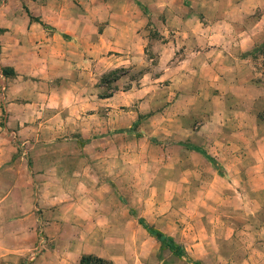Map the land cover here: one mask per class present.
I'll use <instances>...</instances> for the list:
<instances>
[{"label": "crops", "instance_id": "crops-1", "mask_svg": "<svg viewBox=\"0 0 264 264\" xmlns=\"http://www.w3.org/2000/svg\"><path fill=\"white\" fill-rule=\"evenodd\" d=\"M262 42L264 0H0V264L135 260L114 257L134 224L102 163L134 140L120 124L143 115L152 91L146 74L120 95L89 87L148 52L173 77L159 125L161 219L190 188L191 203L175 207L196 221L175 236L191 258L264 264V79L251 55Z\"/></svg>", "mask_w": 264, "mask_h": 264}, {"label": "rangeland", "instance_id": "rangeland-1", "mask_svg": "<svg viewBox=\"0 0 264 264\" xmlns=\"http://www.w3.org/2000/svg\"><path fill=\"white\" fill-rule=\"evenodd\" d=\"M151 36L150 43L146 40L147 46L149 44L153 45L155 40H157L153 35ZM251 55L259 77L264 79V42L254 49ZM156 56V54L151 52L144 55L140 54L134 68L130 66L128 68L125 66L126 64H122L125 67L104 68L102 74L96 79V82L89 87L92 94L104 97L113 93L120 95L125 89L137 88L140 85L138 80L146 74V83H148V87L152 91V99L144 105L143 115L138 116L128 128H125L124 121L120 124L118 133L120 135L129 133L133 136L134 140L125 141L124 139H119L117 141L119 145L118 154L112 159L108 153L104 154L102 163L103 174L108 175L107 177H113L114 180V182L108 183L110 185L109 194L112 192L118 194L120 211H126L128 220L134 224V228H131L129 231L126 230L130 234L133 233V239L124 241V245L122 243L120 248L113 254L114 257H136L130 264H154L156 261L165 264L169 260L175 262L177 260L183 261V264H211L213 259L214 263L212 264H221L219 260L215 259L216 257L214 258L210 254H206L199 261L193 260L189 252L185 251L181 244L176 241L175 235L176 233H180L182 225L184 226L185 223L196 221V219L192 218L194 215L190 213L183 214L175 207L177 203L183 206L191 203L192 199L189 198L190 188H188L187 196L170 199V206L168 207L167 215H165L166 217L161 219L162 216L159 214L160 204L165 203V200L158 196L160 186L162 187V183L159 181V145L163 138L162 134L159 133V125L160 116L164 115L163 111L171 109L173 96H170L168 100H164V92L169 91L166 89H168L167 87L173 80V77L170 74H165L163 69H158V61L154 59ZM175 57L176 55L173 58ZM173 61L174 59L170 62ZM106 62L104 59L103 64ZM144 63L148 66H145ZM131 104L137 105L138 103ZM122 107L127 110L131 108L129 106ZM151 117L152 119L148 121ZM146 134L151 135L146 136ZM190 149H193V147H190ZM216 172L218 173V171ZM219 172L222 173L220 168ZM171 188H174V186L172 185ZM181 217L184 218L183 222L181 221ZM138 219L143 220L148 227H152L172 238L173 242L182 249L183 255L181 257L173 256L138 224ZM210 219L211 217H207V215L202 216L203 223ZM124 236H126V233H124ZM238 237L239 235L236 236V239ZM233 238L235 240V236Z\"/></svg>", "mask_w": 264, "mask_h": 264}, {"label": "trees", "instance_id": "trees-1", "mask_svg": "<svg viewBox=\"0 0 264 264\" xmlns=\"http://www.w3.org/2000/svg\"><path fill=\"white\" fill-rule=\"evenodd\" d=\"M194 149L198 151L202 156H204V158L210 163V165L215 171H218V173L221 174L219 172V168L217 164L212 158L206 155L203 151H200L196 148ZM137 222L151 237H153L157 242H159L173 256L181 257L183 255L182 249L173 242L172 238L164 235L163 233L159 232L158 230L152 227H148L141 219H138ZM78 264H112V263L108 260L99 258L94 255H81L78 259Z\"/></svg>", "mask_w": 264, "mask_h": 264}]
</instances>
